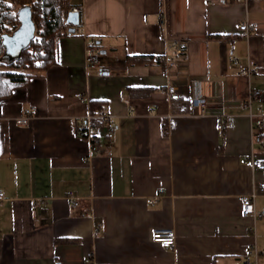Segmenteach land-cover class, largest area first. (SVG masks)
Segmentation results:
<instances>
[{
	"label": "crops",
	"instance_id": "obj_1",
	"mask_svg": "<svg viewBox=\"0 0 264 264\" xmlns=\"http://www.w3.org/2000/svg\"><path fill=\"white\" fill-rule=\"evenodd\" d=\"M74 3L82 32L57 38L47 70L18 68L33 77L0 102V264H238L251 245L264 249V216L246 217L241 200L256 193L264 208V169L251 162L264 156V124L237 106L260 90L252 112L264 121V0ZM178 38L185 93L172 100L155 59ZM199 95L210 99L205 115L191 106ZM30 106V123H16ZM100 110L110 119H95L92 153L77 127ZM159 228L176 230L175 246L152 239Z\"/></svg>",
	"mask_w": 264,
	"mask_h": 264
},
{
	"label": "built area",
	"instance_id": "obj_2",
	"mask_svg": "<svg viewBox=\"0 0 264 264\" xmlns=\"http://www.w3.org/2000/svg\"><path fill=\"white\" fill-rule=\"evenodd\" d=\"M210 3L215 1L224 2L226 0H208ZM236 1H243V0H236ZM245 1V0H244ZM83 10L82 4L73 5L70 11L79 12L81 14ZM74 26L75 30H71L69 28L67 35H76L81 33L82 30L78 28L77 25H73L70 23V27ZM240 29L249 33L251 29V25L248 22H244L240 25ZM87 60L91 65H97L101 61V54L98 49V42L95 38H89L87 41ZM162 64L165 66L167 70V74L169 76V81L165 85V90L167 91L169 98L172 100L181 99L185 93V87H183L180 83V80L177 81V77L179 73L183 74L186 70L183 67L187 63V41L181 38L173 40L168 48L165 55L161 56ZM235 62H237V58L234 57ZM183 68V69H182ZM181 70V71H180ZM252 71V67L248 65L241 69V73L243 74H250ZM107 74H110L111 71H106ZM180 78V76H179ZM261 91L260 90H252L249 98L246 100L238 101L239 109H249L251 116L255 117V125L256 126H263L264 121L262 118V112L260 111L257 114L252 112V103L255 97H260ZM84 98V97H82ZM209 97L207 95H199V96H192L191 97V106L195 113L200 115H205L208 113V102ZM35 107L30 106L27 107L24 111V114L16 118V123L19 125H28L34 115ZM103 119L109 120L110 117L105 110H100L98 113L94 114L92 112H88L79 122L77 127L78 134L85 138L91 147V152H98L101 150L100 143H101V132L99 130V126L95 123V119ZM224 123L222 122L219 124V127L222 128ZM262 142L264 143V137L262 138ZM86 160L90 159V156L85 157ZM252 165L255 169H264V156L255 154L252 157ZM261 187H264V182L260 183ZM256 193L245 194L241 197L242 204H243V214L246 217H263L264 216V208L258 209L256 207L254 198ZM5 197L4 191L0 188V202ZM71 201L73 204L78 205L79 200L77 197L71 195ZM39 206L42 211H45L48 206L45 198L39 200ZM152 239L156 242L161 243L164 247L170 248L175 246L177 242V232L173 228H159L155 229L152 234ZM264 257V249H261L256 244H253L249 247L246 255L238 262V264H264L262 263L261 259ZM61 264V263H58Z\"/></svg>",
	"mask_w": 264,
	"mask_h": 264
},
{
	"label": "trees",
	"instance_id": "obj_3",
	"mask_svg": "<svg viewBox=\"0 0 264 264\" xmlns=\"http://www.w3.org/2000/svg\"><path fill=\"white\" fill-rule=\"evenodd\" d=\"M32 0H17V3L25 5ZM75 5L74 0H37L33 4V15L36 22L37 34L28 47H25L20 56L8 59L5 56L6 44L5 33L0 37V58L7 61L12 66L22 67L26 70L45 71L56 62L57 38L66 35L70 23L67 16L71 7ZM11 7L2 1L0 3V20L10 22L19 19L18 14H12L6 11ZM78 26V24H77ZM129 62H153L152 57L129 56ZM155 61H161L157 57ZM33 73L19 72L14 70H0V102L10 96L13 91L24 86L33 77ZM97 121H100L97 120ZM98 123V122H95Z\"/></svg>",
	"mask_w": 264,
	"mask_h": 264
},
{
	"label": "water",
	"instance_id": "obj_4",
	"mask_svg": "<svg viewBox=\"0 0 264 264\" xmlns=\"http://www.w3.org/2000/svg\"><path fill=\"white\" fill-rule=\"evenodd\" d=\"M21 20L20 26L13 34H5L6 53L8 59L20 56L22 50L28 47L36 35V22L33 15V8L30 4L22 6L19 10ZM67 21L73 25L80 23V13L70 11ZM75 30L74 26L70 27Z\"/></svg>",
	"mask_w": 264,
	"mask_h": 264
},
{
	"label": "rangeland",
	"instance_id": "obj_5",
	"mask_svg": "<svg viewBox=\"0 0 264 264\" xmlns=\"http://www.w3.org/2000/svg\"><path fill=\"white\" fill-rule=\"evenodd\" d=\"M2 1H4L5 3H7L11 7V9L6 8V11H8V12H10L12 14H16L17 13L18 16H19V10L24 5H22L20 3H17V0H0V3H2ZM36 1L37 0H32L29 3H26V4H30L32 6V8H33V4ZM20 24H21L20 17H19L18 20L16 19L13 22H10L8 20H5V21H1L0 20V37H2V35L5 34V33L13 34L16 31V29L20 26ZM36 34H37V29H36ZM18 68H22V67L12 66V65H10V63H8L7 61H3L0 58V70H14V71H17Z\"/></svg>",
	"mask_w": 264,
	"mask_h": 264
}]
</instances>
